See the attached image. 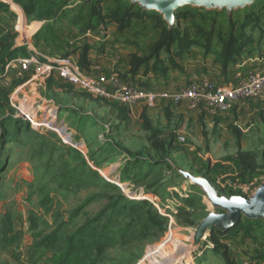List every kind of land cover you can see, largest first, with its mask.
I'll use <instances>...</instances> for the list:
<instances>
[{"label": "rangeland", "instance_id": "374dc122", "mask_svg": "<svg viewBox=\"0 0 264 264\" xmlns=\"http://www.w3.org/2000/svg\"><path fill=\"white\" fill-rule=\"evenodd\" d=\"M23 1L25 20L16 3L0 0L8 42L30 41L29 11L49 15L57 7L68 15L38 33V63L0 79V264H52L36 242L61 222L71 233L87 220L111 236L92 264H243L254 256L261 262L253 264H264V218L242 215L236 226L218 223L207 235L206 219L224 211L209 207L207 188L188 177L211 179L226 198L261 186L264 104L213 114L96 96L55 72L29 80L62 56L87 72L113 64L116 73L139 69L154 80L201 68L216 83L244 80L264 71V0L184 3L172 25L131 0L83 9L81 0ZM90 8L98 24L82 31ZM164 27L177 33L167 36ZM94 43L105 51L90 50ZM195 43L209 54L203 66L185 53ZM202 53L196 58L205 59ZM165 59L172 64L146 74L147 64Z\"/></svg>", "mask_w": 264, "mask_h": 264}, {"label": "built area", "instance_id": "2783aa9c", "mask_svg": "<svg viewBox=\"0 0 264 264\" xmlns=\"http://www.w3.org/2000/svg\"><path fill=\"white\" fill-rule=\"evenodd\" d=\"M19 22V17L17 24ZM16 48H30L31 43L25 36L23 41L14 45ZM35 52L24 57H12L1 65L0 79L5 77L11 69L26 71L33 63H38ZM31 76L47 77L55 72L62 79L79 85L96 96L113 98L123 103L143 102L153 106L157 101H169L174 105L186 103L189 108H205L210 113H224L234 106L240 107L248 100H257L264 104V71L250 72L246 79L234 85L216 84L209 80L193 81L186 87L176 91H152L146 88L133 87L123 82L120 74L98 73L85 71L70 56L51 59L48 63L40 64ZM180 142H185L184 136H178Z\"/></svg>", "mask_w": 264, "mask_h": 264}, {"label": "crops", "instance_id": "0c3cea01", "mask_svg": "<svg viewBox=\"0 0 264 264\" xmlns=\"http://www.w3.org/2000/svg\"><path fill=\"white\" fill-rule=\"evenodd\" d=\"M9 1H12V2H14V3H16L18 5V7L21 10L22 16H23V18L25 20V13L23 11V8L20 5V3L24 4V1L23 0H18V1L9 0ZM77 3H78V1H77ZM79 3L81 4L79 7H85L87 5L88 6H92V5H96L98 3V0H81V1H79ZM10 8H11V10L13 12H16L18 14V16H20L19 11H17L16 9H13L11 6H10ZM70 8H77V7L76 6H72ZM31 12L29 11V12L26 13V15L29 18L31 17V19L28 22L27 21L25 22L26 28L27 29H29V28L32 29V32L30 33L31 46H30L29 49L28 48H24L26 50H24V52H22V53L21 52H17V51H15L16 47L14 46L16 40H14L13 41V45L11 46V50L13 51V57L14 58H16V57H24V56H27V55L31 54L32 52H35L38 55L39 53L37 52V49H36V42L38 40L36 38L39 37L38 33H41L42 29L46 25L48 26V24H51L50 26H52V25L54 26L59 21H61V19L66 18L67 15H68L67 12H65L64 8L58 9L57 7L49 15L48 14H42V13H37L36 14L37 11H35V10H33ZM138 12H141V11H138ZM32 15H33V17H32ZM97 24L96 25H92V27L94 29H96ZM87 29H89V28H87ZM6 34H7V30L4 29V27H2V29L0 28V41L4 40V38L6 37ZM99 45L100 46H98L97 43H94L93 46H91L89 49L90 50H95L94 52L100 51V52L103 53L105 51L106 45H104L103 43H99ZM201 48H203V45L195 43V44L189 45V47L186 48V52H185V53H187L188 56H194L195 57V58H191V61L195 60L194 62L198 63V66L201 65L203 62H208L207 61V59H208L207 57H208L209 54L206 56L204 52L202 53V49ZM180 50H181V48H179V49L176 48V51H180ZM201 53H202V55H200V57L204 56L205 59L204 58H198V59L196 58L197 54H201ZM182 56H183V54H182ZM70 57H72V56H70ZM156 61L157 62L152 64V66H149L150 63L146 65V67H147L146 70H148L147 72L145 70L146 74H149V72L151 73L152 71L153 72L156 71L158 65H163L165 67V66H170V64H172V62L170 60H166V59L164 61H158V60H156ZM144 65H145V63H144ZM203 65H205V64H202V66ZM0 70H1V67H0ZM118 70L119 69L114 68L113 64H111V65H107L106 64V65H103L102 67L100 65H94V66L91 65L89 71L90 72L96 71L98 73H101V72L102 73H112V72H118ZM118 74L121 75L123 82H128L129 85H131L133 87L146 88V89H149V90H152V91H156V92L163 91V90L164 91H169V92H176V91L186 87L187 85H189V83H191L193 81H201V80L212 81V79H210L207 75H205L201 71V68L199 70L198 69H194V71H192V73H187L186 76H184V77H181V76H178L177 78L175 77L176 79H167V78H162L161 79L160 78L161 79L160 80L159 78H155L154 80H150V78H149L150 74L148 76H146V77L143 76L141 78V76L139 75L140 74V70L139 69H137L134 72L128 71L126 73L124 71V72H120ZM6 76H8V75H6ZM139 78H141L140 79V81L142 82L141 84L138 83V82H140ZM178 78H180V79H178ZM29 80H31V78H29ZM233 80H234L233 78L230 79L229 82L226 83V84L223 83V82L216 83L217 80H215L216 82H214V81H212V82H214L216 84L234 85L238 81L243 80V79H240V80L236 79L234 81ZM256 104H260L259 101H257V100H248V101H246L243 104V106L245 105L244 107L246 108L249 105L255 106ZM178 106L181 107V108H185L187 110H192V111L193 110H197V109L200 108V107L199 108H189L186 103L178 104ZM234 107H236V106H234ZM234 107H232V108H234ZM201 109L206 110L203 107ZM231 109H229L228 111H226L224 113H228L229 111H231ZM224 113H222V114H224ZM204 179L207 180L210 185H212L213 187L217 188V193H218L219 196L225 195L224 192H223V188H221L218 185L214 184V182L211 181V179H208V178H204ZM225 182H227V181H225ZM250 190H251V188H248V190L245 192V194H248ZM202 198H203L204 201L210 203V201L207 198V195L202 194ZM241 218L242 217H240V219L237 221V223L234 226H236L240 222ZM253 221H255V220H253ZM253 259L249 260L248 262L245 261L243 264H253L254 262H261L260 258H256L255 256H254Z\"/></svg>", "mask_w": 264, "mask_h": 264}, {"label": "trees", "instance_id": "16d2710c", "mask_svg": "<svg viewBox=\"0 0 264 264\" xmlns=\"http://www.w3.org/2000/svg\"><path fill=\"white\" fill-rule=\"evenodd\" d=\"M93 10L89 9V21L82 26V31L97 24V15ZM165 30H167V36L177 33V31H169L166 28ZM12 45L13 42L0 41V67L13 56ZM64 225L65 223H59L55 229L43 235L36 242V246L52 253V264H92L95 256L111 238L108 227L105 226L97 231L92 220H87L71 233L64 231Z\"/></svg>", "mask_w": 264, "mask_h": 264}, {"label": "water", "instance_id": "95a60500", "mask_svg": "<svg viewBox=\"0 0 264 264\" xmlns=\"http://www.w3.org/2000/svg\"><path fill=\"white\" fill-rule=\"evenodd\" d=\"M135 1L140 6L147 10H156L163 16V19L168 21L171 25L174 23L175 8L178 5L207 1L209 4L218 2H224L228 0H131ZM172 27H168V30H172ZM190 178V184L196 182L202 183L207 188L208 206L214 209L221 208L224 212L211 215L205 221L206 234L209 235L212 232L213 226L216 224H222L225 229L233 227L242 215L248 219L256 220L258 218H264V182L257 189L253 190V187L247 195H234L231 198L220 197L215 188L209 184L204 178ZM253 193V194H252Z\"/></svg>", "mask_w": 264, "mask_h": 264}]
</instances>
